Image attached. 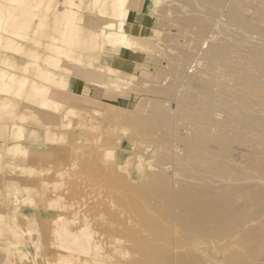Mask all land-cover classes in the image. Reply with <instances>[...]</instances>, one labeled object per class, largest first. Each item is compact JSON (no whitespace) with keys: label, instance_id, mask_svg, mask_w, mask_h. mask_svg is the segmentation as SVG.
Instances as JSON below:
<instances>
[{"label":"rangeland","instance_id":"374dc122","mask_svg":"<svg viewBox=\"0 0 264 264\" xmlns=\"http://www.w3.org/2000/svg\"><path fill=\"white\" fill-rule=\"evenodd\" d=\"M75 1L86 18L85 3L99 10L101 1L111 2ZM130 1L125 0L130 16L117 17V27L106 29L125 26L126 36L113 49L101 46L103 59H95L100 49L72 53L96 68L91 78L66 74L50 96L47 87L36 84L42 88L37 99L50 102L42 111L56 112L57 120L45 126L44 134L16 138L21 148L7 152L4 145L0 150V264H69L70 251L59 247L54 233L61 225L81 239L85 229L93 248L92 256L77 252L81 260L70 264H153L155 258V264H166L165 251L158 248L154 257L149 243L164 242L165 212L180 191L175 186L170 192L168 182L177 178L181 160H191L187 148L196 150L199 136L239 138L234 129H243L246 120V112L239 111L246 107V74L238 79V62L254 60L247 53L250 45L245 40L236 48L223 45L221 51H233L230 58H205L212 40H223L224 33L209 11L189 8L190 0ZM196 1L221 14L228 10L218 0ZM251 1L257 6L264 0ZM252 9L246 13L245 8L248 19L256 17ZM189 11L198 14L197 22H192L195 16L186 17ZM104 15L98 21L115 18ZM83 40L91 48L100 44L93 35ZM176 52L197 60L205 71L187 76L186 64L194 62ZM85 85L91 87L83 90ZM200 85L221 104L210 103L206 92L196 93ZM4 112L0 116L8 115ZM153 229L159 237L155 242Z\"/></svg>","mask_w":264,"mask_h":264},{"label":"bare ground","instance_id":"6f19581e","mask_svg":"<svg viewBox=\"0 0 264 264\" xmlns=\"http://www.w3.org/2000/svg\"><path fill=\"white\" fill-rule=\"evenodd\" d=\"M144 1L140 0V4ZM135 2L131 0L128 3ZM189 2V8L193 10L201 7L209 11L210 18L216 20L215 26H222L224 30L223 40H212L208 52L200 53L207 55L205 58H230L233 51H221L223 45L224 49L226 46L236 48L244 40L246 47L250 45L247 53L254 60L238 62V79L243 80L246 74V107L239 109L243 116L246 112V120L242 118L243 129H234L235 134L240 131L239 138L234 141L219 136H199L195 141L198 148H187L191 160H181L182 169L178 171L177 178L168 182L170 192L175 186L180 191L168 203L165 212L168 221L164 242L161 246L153 244V247L150 242L151 248H148L154 257L158 248L163 249L166 264H264V1L253 6L250 0L256 14L254 19H248L245 14V8L246 13L252 9L249 0H218L228 8L224 14L211 10L207 3L196 0ZM100 3L99 10L92 2L82 6L83 11L90 13L86 18L79 13L80 5L75 0H0V112L6 111L8 114L0 116V150L4 145L7 152L21 148L22 143L17 142L16 138H33L40 132L44 134L45 126L57 120L56 112L42 111L50 102L37 99L38 91L42 88L36 84L47 87L50 96L56 91L55 84L65 83L66 74L91 78L96 68L84 65L83 60L73 58L72 53L100 49L95 53V59L101 60L104 56L101 46L103 49H113L126 36L125 26L114 32L106 31L108 27H117V17L130 16L125 0ZM187 7L183 5L186 11ZM94 13L101 16L96 18ZM106 13L115 18L98 21ZM187 13L189 15L186 16ZM187 13L183 12L186 17L198 15L190 14V11ZM195 20L197 22L198 17L193 18L192 22ZM192 22L188 24L193 25ZM73 23L78 26L74 28ZM215 29L216 33L218 29V34L210 32L215 36L221 33L218 36L221 37L222 32L218 27ZM213 33L211 37H214ZM90 35L97 37L99 46L91 48L83 40ZM247 50H242L241 55L246 54ZM183 54H180L181 57ZM184 61L189 62L190 58ZM193 64H186V71L184 69L191 78L205 71L197 60ZM94 80L100 81V78L94 77ZM201 86L196 87V93L206 92L210 103L221 104L212 97L209 87ZM90 87L85 85L84 89ZM241 101L245 103V100ZM54 229L59 247L70 251L69 264L81 260L77 252L92 256L91 240L85 235V229L82 239L62 225ZM153 230L152 240L155 242L159 237L157 231ZM156 259H153V264ZM85 261L84 264L88 262Z\"/></svg>","mask_w":264,"mask_h":264},{"label":"crops","instance_id":"0c3cea01","mask_svg":"<svg viewBox=\"0 0 264 264\" xmlns=\"http://www.w3.org/2000/svg\"><path fill=\"white\" fill-rule=\"evenodd\" d=\"M83 90H84V88H83Z\"/></svg>","mask_w":264,"mask_h":264}]
</instances>
